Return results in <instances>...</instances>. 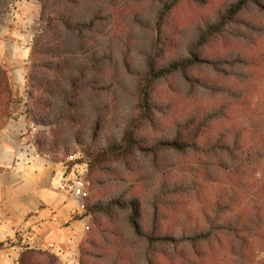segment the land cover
<instances>
[{
	"label": "trees",
	"instance_id": "1",
	"mask_svg": "<svg viewBox=\"0 0 264 264\" xmlns=\"http://www.w3.org/2000/svg\"><path fill=\"white\" fill-rule=\"evenodd\" d=\"M15 1L0 0V25ZM39 2L26 111L39 153L83 151L95 186L137 154L160 174L146 200L124 193L89 209L96 233L82 264H264V0ZM182 4L208 12L186 56L163 62L172 39H186L170 28ZM139 31L151 42L138 70ZM179 99L182 116L171 118ZM12 102L0 65V120ZM160 116L172 136L151 141L143 132L158 131ZM120 212L133 236L121 235ZM20 264L59 260L29 250Z\"/></svg>",
	"mask_w": 264,
	"mask_h": 264
},
{
	"label": "rangeland",
	"instance_id": "2",
	"mask_svg": "<svg viewBox=\"0 0 264 264\" xmlns=\"http://www.w3.org/2000/svg\"><path fill=\"white\" fill-rule=\"evenodd\" d=\"M213 1L217 2L218 0ZM148 11L149 10L146 9V13H144V15L150 14ZM207 12L208 10L200 12L199 9L190 7L186 4H182L174 12L170 23L172 26L170 28L174 34L176 32H185L186 39H183L181 45H176V48L174 47L175 41L172 39L173 43L169 44L170 46L168 47L163 62L176 60L181 58V56H186L187 48L192 41L189 35L194 32V29L200 20V16L206 14ZM41 16L42 7L39 0H16L11 6L10 13L0 25V65H2L8 72L12 94L14 79L18 78L19 75L22 76V103L25 105L26 111L29 101V92L31 89L29 84V74L31 72L32 65L31 57L35 39L42 30ZM137 33V42L133 57L134 67L139 70L142 68L143 57L149 49L151 38L150 34L146 31H139ZM14 103L15 99L13 97L11 106ZM176 103L177 110L174 114L171 113L169 115L171 118H179L182 116V105H184V103L182 104L180 99L177 100ZM121 110L123 111L124 109L121 108ZM26 111L25 113L28 120L33 124L32 128L27 133V139L29 141H34L36 145V138L40 128L31 120V118H29ZM124 114H126L125 111ZM160 119L161 126H159L158 131H155L152 128H147V130L143 132L151 141L166 140L172 136L171 121L169 119H164V117L161 118V116ZM33 127L36 129L34 134H32L34 129ZM80 155L88 160L91 165V160L83 151H78L74 156L69 158L65 157L64 154H60L54 159L58 162H64L67 166L72 164V158L73 160H76L77 158L79 159ZM168 156L169 155L166 153L161 155L163 160L165 159L164 162ZM176 161L180 162L179 160ZM124 166L125 165L121 164L112 166L115 174H111V180L106 178V180H109L107 184L95 186V184H93L91 180L88 179L90 182V189L88 191V196L84 200L85 209L75 218V221H83L86 226L85 229L79 234L78 240L74 244H71L69 248H64V250H61L59 253L58 251H55L49 247L43 248L36 246L34 249H25L19 252L18 261L16 264L21 263L23 254L29 250L54 255L56 258H58L59 264H82V249L90 236H93V234L96 233L94 218L89 209L98 201L107 202L109 199L116 196H121L124 193L127 194V199L139 196L140 198L146 200L151 196L152 192L159 187L160 174H156V171L152 167V157H146L143 154H137L130 161V170L126 169ZM139 180L142 182L139 183ZM133 185H136L137 187L133 190H130L131 186ZM148 210L149 208L147 206L144 207L145 213L147 212L146 215H149L148 212L150 213V210ZM125 217V212H120L121 220L124 221ZM149 222L150 218L147 216V223ZM105 225L108 226L107 224ZM117 227H119L118 224ZM121 230L122 236H133L132 231L125 221L122 223ZM41 260L43 263H46L47 261L45 258H42Z\"/></svg>",
	"mask_w": 264,
	"mask_h": 264
},
{
	"label": "crops",
	"instance_id": "3",
	"mask_svg": "<svg viewBox=\"0 0 264 264\" xmlns=\"http://www.w3.org/2000/svg\"><path fill=\"white\" fill-rule=\"evenodd\" d=\"M22 85L19 75L13 81L15 103L0 120V264H16L28 241L59 253L86 226L75 221L81 201L59 189L65 163L39 151L34 156L26 145L33 124L22 103Z\"/></svg>",
	"mask_w": 264,
	"mask_h": 264
},
{
	"label": "built area",
	"instance_id": "4",
	"mask_svg": "<svg viewBox=\"0 0 264 264\" xmlns=\"http://www.w3.org/2000/svg\"><path fill=\"white\" fill-rule=\"evenodd\" d=\"M35 132L36 129L34 128L32 134ZM26 145L29 150L33 152L34 156L39 154L34 141L27 140ZM72 161L74 163L72 162L71 165H65L64 173L59 182V189L79 199L82 204V210H84V200L88 196V191L90 189V182L88 181L90 176V163L81 155L79 159L77 158L76 160H73L72 158ZM34 248V243L28 241V243L21 248V251Z\"/></svg>",
	"mask_w": 264,
	"mask_h": 264
}]
</instances>
